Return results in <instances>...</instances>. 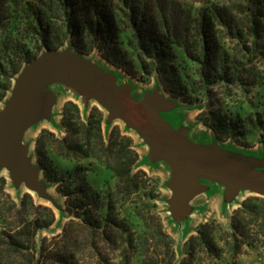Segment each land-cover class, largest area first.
I'll list each match as a JSON object with an SVG mask.
<instances>
[{
	"label": "trees",
	"instance_id": "obj_1",
	"mask_svg": "<svg viewBox=\"0 0 264 264\" xmlns=\"http://www.w3.org/2000/svg\"><path fill=\"white\" fill-rule=\"evenodd\" d=\"M63 45L200 105L218 138H264V0H0V103L24 63ZM237 87L250 96L234 104ZM61 123L64 135L41 130L34 151L71 218L38 241L53 209L29 193L16 201L0 176V264H238L244 246L264 250V197L251 195L228 226L200 223L176 260L132 138L117 125L105 137L102 112L83 118L72 101Z\"/></svg>",
	"mask_w": 264,
	"mask_h": 264
},
{
	"label": "rangeland",
	"instance_id": "obj_2",
	"mask_svg": "<svg viewBox=\"0 0 264 264\" xmlns=\"http://www.w3.org/2000/svg\"><path fill=\"white\" fill-rule=\"evenodd\" d=\"M72 54L83 57L108 79L112 87L122 91L132 101L139 105L150 104L147 110L150 117L163 133L178 145L196 149L207 157L264 178V138L260 136L261 132L248 135L241 143L228 138H218L198 119V114L203 111V107L190 105L170 96L162 90L155 78L142 82L125 74L107 63L97 51L79 54L70 46L63 45L57 49H44L38 52L34 58L45 55L66 57ZM28 62L24 63L21 69ZM18 74L12 78L11 88L0 103V118L7 111L12 96V87ZM53 77L55 78L50 79L49 82H57V84L49 87L50 89L48 85L44 87L40 95V104L28 99L27 105L37 110L36 115L29 123L23 125L19 139L14 140L16 149L25 151V153L23 152L24 159L30 160V164L37 168L35 173L37 188L28 187L24 179L19 181L13 177L12 171L2 162L4 151L0 148V168H4V170H0V176L6 179V189L11 196L18 201L24 193H29L37 203L50 206L55 213V222L39 233L38 241L41 236L51 237L60 233L65 223L71 218L64 210V197L56 191L54 185L45 181L42 171L37 165L34 151L35 140L41 130L61 128V132L58 130L49 131L57 136L64 135L61 121L63 107L67 101L76 103L81 113L83 110L84 118L92 107H97L103 114L102 128L105 130V137L108 136L111 127L117 125L132 138L133 147L139 155L136 168L144 170L156 182L157 212L165 230L174 239L176 260H180L185 255V242L190 235L196 233V228L200 223L215 219L228 226L233 211L246 197L260 196L241 186H234L231 188L232 192L228 191L230 187L227 182L192 169L187 170L180 180L185 188V192L182 193L175 182V176L179 172L178 163L157 152L147 136L134 122L102 103L97 97L84 92L81 87L71 84L65 78L56 75ZM50 90L54 93H51ZM233 92L234 104H238L239 100L250 96L248 91H242L238 87L233 89ZM82 101L86 103V106ZM47 119L49 122L46 121ZM215 182L226 185L228 190L226 189L223 194V188L213 184ZM205 191L207 192L191 201L196 211L190 219L184 220L186 212H189L192 196ZM191 231L193 232L189 234ZM237 263L264 264V250L261 247L244 246L242 254L238 256Z\"/></svg>",
	"mask_w": 264,
	"mask_h": 264
},
{
	"label": "water",
	"instance_id": "obj_3",
	"mask_svg": "<svg viewBox=\"0 0 264 264\" xmlns=\"http://www.w3.org/2000/svg\"><path fill=\"white\" fill-rule=\"evenodd\" d=\"M55 75L81 87L84 92L123 114L143 131L157 152L176 161L179 172L175 176V182L182 193L185 188L180 180L187 170L192 169L227 182L230 189L241 186L264 197V178L207 157L196 149L178 145L150 117L147 112L150 104L139 105L132 101L122 91L112 87L94 66L75 54L66 57L45 55L29 61L16 77L9 106L0 118V148L4 151L2 162L12 171L15 179H24L28 187L37 188V168L30 164V160L24 159L25 151L17 150L14 140L19 139L23 125L36 115L37 110L27 105L28 99L38 104L42 90Z\"/></svg>",
	"mask_w": 264,
	"mask_h": 264
},
{
	"label": "crops",
	"instance_id": "obj_4",
	"mask_svg": "<svg viewBox=\"0 0 264 264\" xmlns=\"http://www.w3.org/2000/svg\"><path fill=\"white\" fill-rule=\"evenodd\" d=\"M54 84H57V82H50V83H47V85H48V88L49 87H51L52 85H54ZM50 89V88H49ZM51 91V93H54L52 90H50ZM83 102V105L84 106H86V103L84 102V101H82ZM81 115H82V117L84 118V113H83V110H82V113H81ZM44 120V119H43ZM45 121V120H44ZM47 122H49V120L47 119L46 120ZM49 130H51V131H59V132H61V128H59V129H52V128H49ZM104 130V129H103ZM104 135H106L105 134V130H104ZM0 167H1V165H0ZM0 170H4V168H0ZM213 184H216V185H218V186H220L221 188H223V194H224V192H226V189L228 190V188H227V186L225 185H223V184H220V182H215V183H213ZM228 191H233V189L231 190V189H229ZM235 191V190H234ZM207 191H205V192H198V193H196V194H194L193 196H192V198H191V200H190V209H189V212L185 215V217H184V220H187V219H190L192 216H193V214H194V212L196 211V209L194 208V206H193V204H192V202L191 201H193L194 199H196L198 196H201V195H203L204 193H206ZM217 193H219V192H217ZM211 203V202H210ZM218 203V202H217ZM193 231H191V232H189V234H191Z\"/></svg>",
	"mask_w": 264,
	"mask_h": 264
}]
</instances>
